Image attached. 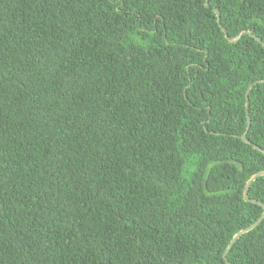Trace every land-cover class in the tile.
I'll list each match as a JSON object with an SVG mask.
<instances>
[{
    "label": "trees",
    "instance_id": "16d2710c",
    "mask_svg": "<svg viewBox=\"0 0 264 264\" xmlns=\"http://www.w3.org/2000/svg\"><path fill=\"white\" fill-rule=\"evenodd\" d=\"M258 80L264 0H0V264H264Z\"/></svg>",
    "mask_w": 264,
    "mask_h": 264
},
{
    "label": "water",
    "instance_id": "95a60500",
    "mask_svg": "<svg viewBox=\"0 0 264 264\" xmlns=\"http://www.w3.org/2000/svg\"><path fill=\"white\" fill-rule=\"evenodd\" d=\"M206 7H209V0H206ZM214 11L217 15V20L218 23L220 24V26L222 27V30L225 32V37L229 40V41H236L238 40L240 37H242L244 34H250L252 35L254 38H256L259 42H262L260 40V38H258L257 36L253 35L250 33L249 30H244L242 32H240L238 35H236L235 37H231L228 35V33L226 32L225 28L222 26L221 24V13L220 10L218 8H214ZM259 82H264V80H258ZM252 88V85L250 87H248L247 92H246V109H247V119H248V123H247V127L245 132L242 135V140L250 145H252L255 149L261 151L264 153V148H262L261 146L257 145V144H253L250 139H248V132L250 129V125H251V120L249 117V113H248V108H249V91ZM264 175V170L263 171H259L255 174H253L246 182L245 188H244V192H243V196H244V200L247 202H252L255 204L260 205L263 208V212L261 214V216L249 227L241 229L239 232H237L233 238L231 239L229 245L227 246V248L225 249L224 253H223V258L226 260L227 259V254L230 251V249L232 248L233 244L236 242L237 239H239L244 233L254 229L264 218V204L261 201H258L256 199L250 198L248 195V191L250 189V185L253 181H255L259 176Z\"/></svg>",
    "mask_w": 264,
    "mask_h": 264
},
{
    "label": "clouds",
    "instance_id": "9594fccd",
    "mask_svg": "<svg viewBox=\"0 0 264 264\" xmlns=\"http://www.w3.org/2000/svg\"><path fill=\"white\" fill-rule=\"evenodd\" d=\"M251 90V89H250ZM250 92V91H249ZM247 110V109H246ZM249 113V112H248Z\"/></svg>",
    "mask_w": 264,
    "mask_h": 264
}]
</instances>
